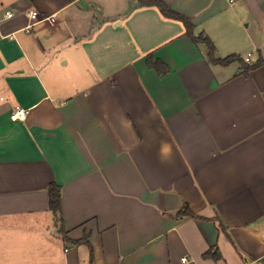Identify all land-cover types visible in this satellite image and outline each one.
<instances>
[{
  "label": "crops",
  "instance_id": "1",
  "mask_svg": "<svg viewBox=\"0 0 264 264\" xmlns=\"http://www.w3.org/2000/svg\"><path fill=\"white\" fill-rule=\"evenodd\" d=\"M164 1L241 59L139 0H0V264H264V0Z\"/></svg>",
  "mask_w": 264,
  "mask_h": 264
},
{
  "label": "trees",
  "instance_id": "2",
  "mask_svg": "<svg viewBox=\"0 0 264 264\" xmlns=\"http://www.w3.org/2000/svg\"><path fill=\"white\" fill-rule=\"evenodd\" d=\"M139 2L142 5L157 6L164 16L181 21L184 24L186 35L190 37V39L193 42L195 43L204 42L208 45L209 58L211 62L222 64V65H229L232 62L241 59L240 56L237 54H231L224 58H217L215 56V45L213 41L210 38L204 36L203 34L196 35L194 31L195 25L191 17L172 9L170 5L166 3L164 0H139ZM147 65L149 66V68L155 70L159 75H166L170 72V67L166 63H164L162 60L157 59L152 52L147 55ZM262 65H264V58H260L254 64L244 63L242 73L244 76L247 77L252 70L257 69L258 67ZM49 198H50L51 210L60 219L62 235L64 238H68L67 231L64 225L63 213H62V187L56 183H52L49 187ZM177 215L199 217L197 214H195L192 211V209L190 208L188 204H184L183 207L177 212ZM76 242L77 243L85 242L89 244V241L87 238L77 240ZM204 256L206 258H214V259L221 258L220 253H216L211 250L205 253ZM90 262L91 264H93V249L92 248H91Z\"/></svg>",
  "mask_w": 264,
  "mask_h": 264
},
{
  "label": "built area",
  "instance_id": "3",
  "mask_svg": "<svg viewBox=\"0 0 264 264\" xmlns=\"http://www.w3.org/2000/svg\"><path fill=\"white\" fill-rule=\"evenodd\" d=\"M233 1V0H231ZM13 13L12 12H5L4 14V18H12L13 17ZM30 19L32 20V22L30 24H28L26 27H24L23 30L30 32L33 28V26L39 22H49L51 24L56 22V15L52 14V15H47V16H43L39 13L38 10H32L29 13ZM1 15H0V21H1ZM251 53H248L245 57V60L247 62H250L251 60ZM27 119V109L23 108V107H17L15 109V111L13 112V114L11 115V120L13 121H17V120H21L24 121ZM182 264H189V257L187 255L182 257Z\"/></svg>",
  "mask_w": 264,
  "mask_h": 264
}]
</instances>
